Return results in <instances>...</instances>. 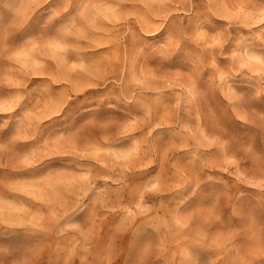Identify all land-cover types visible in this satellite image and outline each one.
<instances>
[{"label":"rangeland","instance_id":"obj_1","mask_svg":"<svg viewBox=\"0 0 264 264\" xmlns=\"http://www.w3.org/2000/svg\"><path fill=\"white\" fill-rule=\"evenodd\" d=\"M264 0H0V264H264Z\"/></svg>","mask_w":264,"mask_h":264},{"label":"snow or ice","instance_id":"obj_2","mask_svg":"<svg viewBox=\"0 0 264 264\" xmlns=\"http://www.w3.org/2000/svg\"><path fill=\"white\" fill-rule=\"evenodd\" d=\"M260 163H264V160L260 161Z\"/></svg>","mask_w":264,"mask_h":264}]
</instances>
